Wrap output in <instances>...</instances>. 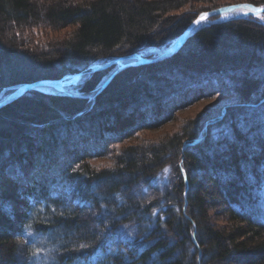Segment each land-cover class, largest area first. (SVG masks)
Listing matches in <instances>:
<instances>
[{"label":"trees","instance_id":"trees-1","mask_svg":"<svg viewBox=\"0 0 264 264\" xmlns=\"http://www.w3.org/2000/svg\"><path fill=\"white\" fill-rule=\"evenodd\" d=\"M240 3L264 0H0V97L165 49L202 12ZM39 25L72 32L24 38ZM225 90L229 103L138 137ZM0 264H264V14L202 27L94 97L33 89L1 106Z\"/></svg>","mask_w":264,"mask_h":264},{"label":"water","instance_id":"water-1","mask_svg":"<svg viewBox=\"0 0 264 264\" xmlns=\"http://www.w3.org/2000/svg\"><path fill=\"white\" fill-rule=\"evenodd\" d=\"M239 12L234 16H229L230 14ZM203 13H208L206 19L200 20L199 23L195 21L199 20ZM264 14V5H254L251 3H240L228 6H222L209 11L202 12L194 19L184 30V32L167 48L159 51L156 55L154 53L136 52L130 55L112 57L104 62H98L91 65L84 70L67 74L59 79H41L32 83H24L15 87L9 94L5 95L0 99V107L17 99L25 92L33 89L42 90L46 92L65 94L70 96H80V97H94L98 94L110 81L111 79L122 69L128 66H134L144 63H150L157 60H161L170 57L176 53L180 47L185 43V41L193 35L197 30L208 24H213L222 20H229L234 18H241L246 16H254L261 18ZM110 69L106 76L102 78L96 88L91 92H76L70 90L68 87L72 85H77L80 82L87 80L95 71L101 69ZM47 88V89H45Z\"/></svg>","mask_w":264,"mask_h":264},{"label":"rangeland","instance_id":"rangeland-1","mask_svg":"<svg viewBox=\"0 0 264 264\" xmlns=\"http://www.w3.org/2000/svg\"><path fill=\"white\" fill-rule=\"evenodd\" d=\"M46 1L47 0H39L40 3L46 2ZM208 25H210V24H208ZM71 32H72V28H70V27L64 28V29H55L52 27H48V26L44 27L43 25H41V26L39 25V26L35 27V29H31L29 34L28 33L25 34L24 38H28L29 36H31L32 39L35 41L34 44L38 43L39 45H42L43 42H46L48 40L60 41L62 39H66L70 35ZM144 50L146 51V53H152L153 52L154 54H152V55H156L159 52L160 48L150 47V48H146ZM104 61H107V60H102L101 62H104ZM109 69H111V68H109ZM109 69H108V72L110 71ZM68 88L70 90H74L77 92V89H75L74 86H69ZM40 91H42V90H40ZM43 92H46V91H43ZM232 96H233V94L230 91L225 90L224 92L215 94L214 96L198 99L194 103H191V105H189V106H184V107H181V108L174 110L173 114L171 116L172 119L163 123V125L161 127L156 128V129L143 130V131L139 132L138 137L139 138H143L144 136L145 137L146 136L147 137L148 136L160 137V136H163L164 134L174 132L180 128L184 119L193 118L199 114H202L203 112H205L208 109L217 108V106H220L222 104H227L233 99ZM195 97H196L195 95L192 96L193 99H195ZM1 98H3V97H0V99ZM134 141L135 140H133V139H126L124 142L116 144L115 146H117V148H118V147H121L123 144L134 143ZM88 161L92 162V164H94V165L110 164L113 161V153H110L109 155H105V156H101V157L90 158Z\"/></svg>","mask_w":264,"mask_h":264},{"label":"snow or ice","instance_id":"snow-or-ice-1","mask_svg":"<svg viewBox=\"0 0 264 264\" xmlns=\"http://www.w3.org/2000/svg\"><path fill=\"white\" fill-rule=\"evenodd\" d=\"M207 15H208V13H203V14L201 15L200 19L197 20V21H195V23H199L200 20L206 19Z\"/></svg>","mask_w":264,"mask_h":264},{"label":"bare ground","instance_id":"bare-ground-1","mask_svg":"<svg viewBox=\"0 0 264 264\" xmlns=\"http://www.w3.org/2000/svg\"><path fill=\"white\" fill-rule=\"evenodd\" d=\"M236 14H240L239 12H236V13H233V14H230V15H228V16H234V15H236ZM183 46V45H182ZM45 89H47V88H45Z\"/></svg>","mask_w":264,"mask_h":264}]
</instances>
